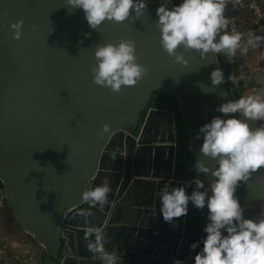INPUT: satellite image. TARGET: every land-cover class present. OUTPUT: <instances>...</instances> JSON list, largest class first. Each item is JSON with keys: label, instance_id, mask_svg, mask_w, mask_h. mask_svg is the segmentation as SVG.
Returning a JSON list of instances; mask_svg holds the SVG:
<instances>
[{"label": "water", "instance_id": "1", "mask_svg": "<svg viewBox=\"0 0 264 264\" xmlns=\"http://www.w3.org/2000/svg\"><path fill=\"white\" fill-rule=\"evenodd\" d=\"M163 2L147 0L135 22L106 20L93 29L66 0H0V207L5 199L18 227L45 247L39 264H101L87 247L89 228L103 233L105 249L122 256V264H193L190 237L206 234L188 230L187 216L164 221L160 190L192 179L184 171L181 130L193 166L205 160L215 167L196 135L223 115L220 104L236 98L226 77L211 85L210 73L223 69L218 54L184 52L185 66L162 49L155 20ZM20 21L16 39L11 26ZM122 39L135 41L147 72L114 92L93 82L91 68L97 45ZM113 154L122 164L108 167ZM103 172L118 180L101 208L81 196L102 183ZM199 178L206 186L213 179ZM244 205L246 218L264 213V168L245 183ZM201 213L206 224L207 209Z\"/></svg>", "mask_w": 264, "mask_h": 264}, {"label": "clouds", "instance_id": "2", "mask_svg": "<svg viewBox=\"0 0 264 264\" xmlns=\"http://www.w3.org/2000/svg\"><path fill=\"white\" fill-rule=\"evenodd\" d=\"M69 9L82 10L89 26L98 28L106 20L122 23L133 21L147 12V0H66ZM169 5H172L169 7ZM226 0H164L156 10L155 27L160 33L162 49L174 61L187 65L184 52L195 50L202 58L208 54L235 57L237 50L247 53L264 40L249 36L242 40L239 32L227 31L228 19L224 15ZM23 21L13 24L14 36L20 38ZM87 35V34H86ZM184 51H179V49ZM95 65L91 68L93 82L119 92L122 86H134L146 74L137 62L135 41L122 39L118 43L97 45ZM212 87L225 82L222 68L210 73ZM243 76L229 75L228 80L238 85ZM205 90V87L202 86ZM223 114L214 116L199 128L196 139L202 138L200 153L215 161L210 168L205 160H196L193 171L197 174L183 185L165 184L159 195V212L164 221L174 224V218L187 216L189 205L203 212L207 209V222L201 240L190 244L194 252L193 264H264V213L256 219L245 217V207L236 195L242 182L264 168V90L237 99H229L216 109ZM258 122L259 127L254 123ZM109 130L104 125L103 131ZM115 159V154L112 156ZM210 174L209 185L199 175ZM191 189L189 191L188 189ZM111 191V180L92 190L82 192V200L104 207ZM94 235V238H91ZM88 249L101 264H122V256L105 249L103 233L89 228ZM174 264H186L177 259Z\"/></svg>", "mask_w": 264, "mask_h": 264}, {"label": "built area", "instance_id": "3", "mask_svg": "<svg viewBox=\"0 0 264 264\" xmlns=\"http://www.w3.org/2000/svg\"><path fill=\"white\" fill-rule=\"evenodd\" d=\"M224 15L228 19L227 31L241 33L242 40L246 41L252 35L264 37V0H226ZM218 55L229 89L233 88L229 75L243 76L246 80L256 74L264 77V40L259 42L258 47H250L247 53L238 49L235 57ZM244 207L245 212L250 208ZM0 264H39V261L23 260L18 251L0 245Z\"/></svg>", "mask_w": 264, "mask_h": 264}, {"label": "rangeland", "instance_id": "4", "mask_svg": "<svg viewBox=\"0 0 264 264\" xmlns=\"http://www.w3.org/2000/svg\"><path fill=\"white\" fill-rule=\"evenodd\" d=\"M179 2L180 0H173L174 4H179ZM233 90L236 97L264 90V77L257 74L250 80H246L244 77L238 85H233ZM2 202L3 204L0 207V245L18 251L23 260L38 259L39 261L47 250L31 234L18 227L13 211L9 208L5 199Z\"/></svg>", "mask_w": 264, "mask_h": 264}, {"label": "trees", "instance_id": "5", "mask_svg": "<svg viewBox=\"0 0 264 264\" xmlns=\"http://www.w3.org/2000/svg\"><path fill=\"white\" fill-rule=\"evenodd\" d=\"M180 121V119H179ZM180 147H181V156L185 166V173L189 177H193V159L188 149V138L187 134L181 130L180 133ZM245 183L242 182L237 188L236 195L239 197L242 206H244V195H245ZM205 225V220L203 214L189 205V212L187 214V223L186 227L190 231L197 232L202 229Z\"/></svg>", "mask_w": 264, "mask_h": 264}, {"label": "bare ground", "instance_id": "6", "mask_svg": "<svg viewBox=\"0 0 264 264\" xmlns=\"http://www.w3.org/2000/svg\"><path fill=\"white\" fill-rule=\"evenodd\" d=\"M106 164L108 165V167H110V166H118V165H120V164H122L121 163V161L115 156V159H112V158H110V157H108V159H107V162H106ZM115 169V168H114ZM105 177H108L110 180H111V187L112 186H114V184L117 182V180H118V175H116V174H111V173H107V172H103L102 174H101V177H100V181L103 183V181H104V178Z\"/></svg>", "mask_w": 264, "mask_h": 264}, {"label": "crops", "instance_id": "7", "mask_svg": "<svg viewBox=\"0 0 264 264\" xmlns=\"http://www.w3.org/2000/svg\"><path fill=\"white\" fill-rule=\"evenodd\" d=\"M184 171H185V166H184ZM186 226V225H185ZM198 239V236H196L195 234L193 236L190 237V243L187 246V249L190 253H192L193 251L190 249V244H192L193 242H196Z\"/></svg>", "mask_w": 264, "mask_h": 264}, {"label": "flooded vegetation", "instance_id": "8", "mask_svg": "<svg viewBox=\"0 0 264 264\" xmlns=\"http://www.w3.org/2000/svg\"><path fill=\"white\" fill-rule=\"evenodd\" d=\"M230 92L232 93V95H233L236 99L239 98V96H238V97L235 96L233 88L230 89ZM177 118H178V120L180 119L179 115H178ZM198 231H199V230H198Z\"/></svg>", "mask_w": 264, "mask_h": 264}]
</instances>
